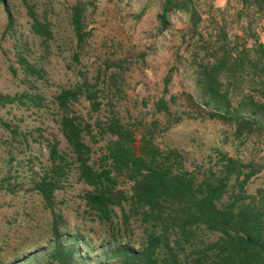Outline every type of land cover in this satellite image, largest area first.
<instances>
[{"label": "rangeland", "instance_id": "374dc122", "mask_svg": "<svg viewBox=\"0 0 264 264\" xmlns=\"http://www.w3.org/2000/svg\"><path fill=\"white\" fill-rule=\"evenodd\" d=\"M162 1L5 0L11 16L8 25L0 0V92L27 89L43 95L41 107L0 104V118L7 124L0 123V264H43L52 248L50 214L32 184L47 163L46 143L56 141L60 150L68 152L51 119L50 96L60 87L86 84L97 95L99 104L94 109L82 94L70 104V110L91 124L93 136L85 134L83 138L92 148L94 161L106 139V134H98L94 121L112 114L132 129L136 138L154 121L152 141L161 149H176L182 167L188 170L199 173L215 166L219 153L224 152L259 167L244 184L246 192L254 193L264 184L263 128L246 123L238 130L234 119L208 116L209 108L199 102L187 76L194 44L203 40L198 39L199 32L202 38L212 39L208 35L214 21H224L227 33L236 30L240 42L244 40L248 46L254 37L243 33L242 27L249 25L246 31L264 39V16L245 7L249 22H235L232 9L239 7L238 0H190L200 16L195 27L183 12L170 7L163 27L158 20ZM74 4L78 5L79 42L70 20ZM27 5L44 23L45 40L31 30ZM16 48L38 67V76L23 75L13 52ZM202 53L199 48L197 57ZM240 86L232 92V99L251 93L244 81ZM159 97L166 101L168 114L154 109ZM66 161V176L54 191V209L61 214L59 239L63 246L70 242L65 234L75 229L87 239L88 250L79 248L84 259L74 258L75 264H98V247L118 236L137 244L141 228L134 216L124 225L115 205L110 221H98L85 212L79 195L88 186L68 168L69 157ZM216 234L206 232L204 236L213 238Z\"/></svg>", "mask_w": 264, "mask_h": 264}, {"label": "trees", "instance_id": "16d2710c", "mask_svg": "<svg viewBox=\"0 0 264 264\" xmlns=\"http://www.w3.org/2000/svg\"><path fill=\"white\" fill-rule=\"evenodd\" d=\"M1 2L9 25V10L5 0ZM189 2L163 0L159 24L165 26L170 7L183 12L194 28L200 16ZM238 3L239 7L232 9L235 22H249L245 7L264 16V0H238ZM26 11L31 30L45 40L44 23L28 5ZM70 20L76 42H79L77 4L73 6ZM214 23L208 35L212 39L202 38L198 33V39L203 40L194 44L192 67L187 71L198 92L197 98L209 108L208 116L234 119L238 130L246 123L264 130V39H255L247 46L244 40L240 42L236 30L230 35L227 33L224 21ZM247 27L249 25L242 27V32L254 35L246 31ZM199 48L203 50L201 57H197ZM13 52L24 76H38V67L26 61L19 49ZM11 70L14 72L15 68ZM170 71L169 68L164 81ZM241 81L251 93L237 94V98L232 99V92L241 88ZM80 94L88 100L91 109L98 106L95 91L86 84L60 87L50 96L54 110L51 119L68 152L60 150L56 141L46 143L47 163L32 184L50 214L48 228L52 248L43 264H75L74 258L84 259L79 255V248L88 250L86 237L77 229L65 234L70 238L66 247L59 239L62 219L54 209V191L66 176L67 157L71 164L68 168H73L76 179L88 186L79 195L85 212L98 221H110L114 214L112 205H115L124 225L134 216L141 228L137 244L122 241L118 236L99 246L98 264H264V184L256 187L254 193L246 192L244 187L250 176L259 170L258 166L220 152L215 166L193 172L182 167L176 149H161L152 141L154 121L145 125L136 138L133 130L112 114L102 121H94L98 134H106L94 161L92 148L83 138L85 134L93 136L91 124L70 110V104ZM42 99L41 93L27 89L0 92V104L26 103L41 107ZM154 109L169 113L162 97L154 102ZM0 123L7 125L1 118ZM123 204L127 205L126 210ZM206 232L217 234L206 238Z\"/></svg>", "mask_w": 264, "mask_h": 264}, {"label": "crops", "instance_id": "0c3cea01", "mask_svg": "<svg viewBox=\"0 0 264 264\" xmlns=\"http://www.w3.org/2000/svg\"><path fill=\"white\" fill-rule=\"evenodd\" d=\"M260 36H261V35H260ZM253 37H254V38H253L252 42H253L255 39H258V40H263V39H262V38H260V37H258V38H257L256 34H254V35H253ZM252 42H251V43H252ZM251 43H250V44H251Z\"/></svg>", "mask_w": 264, "mask_h": 264}]
</instances>
